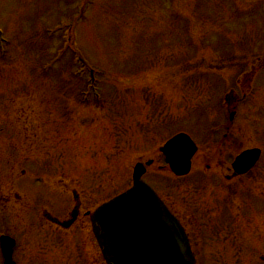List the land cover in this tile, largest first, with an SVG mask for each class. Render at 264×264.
I'll use <instances>...</instances> for the list:
<instances>
[{
    "label": "rangeland",
    "instance_id": "1",
    "mask_svg": "<svg viewBox=\"0 0 264 264\" xmlns=\"http://www.w3.org/2000/svg\"><path fill=\"white\" fill-rule=\"evenodd\" d=\"M89 1L1 2L0 236L16 239L21 264L32 244L59 256L50 244L72 236L91 251L88 218L55 221L77 199L92 211L127 190L153 160L145 180L198 264H264V0ZM91 69L99 82L87 88ZM180 132L199 148L183 178L159 151ZM253 148L260 161L235 177V157Z\"/></svg>",
    "mask_w": 264,
    "mask_h": 264
},
{
    "label": "water",
    "instance_id": "2",
    "mask_svg": "<svg viewBox=\"0 0 264 264\" xmlns=\"http://www.w3.org/2000/svg\"><path fill=\"white\" fill-rule=\"evenodd\" d=\"M161 152L172 172L188 175L197 152L184 134L171 139ZM254 149L240 155L233 168L238 175L250 171L260 158ZM147 165H150L147 164ZM146 168H134L132 189L102 205L92 216L94 233L107 264H196L188 238L179 222L142 177ZM5 264H12L14 240L2 237Z\"/></svg>",
    "mask_w": 264,
    "mask_h": 264
},
{
    "label": "flooded vegetation",
    "instance_id": "3",
    "mask_svg": "<svg viewBox=\"0 0 264 264\" xmlns=\"http://www.w3.org/2000/svg\"><path fill=\"white\" fill-rule=\"evenodd\" d=\"M81 203L78 200L77 203V208L73 209L67 218L63 219L62 221H58V219L55 221L56 224L59 225L60 228H64L65 230H69L74 228L78 223L79 225L83 224L85 221V218L89 219L88 213H90V210H86L85 212L82 211L83 209L81 208ZM80 227V226H79ZM83 229H81L82 231ZM229 230V229H228ZM91 235V243H89L88 247H90V244L92 246L91 251H86L84 250V242L81 240L78 242V240L71 241V239L64 240L63 242H60L58 244H50V249H55L58 253L59 256L54 255L53 257L51 256H42L40 253H42L43 245H40L41 243L38 244H32L30 252L32 253V257L30 260L31 264H101V252L99 245L96 240H94V237ZM84 239V237H83ZM80 243H82V250L78 251L77 247ZM49 246V245H48ZM70 247V248H68ZM58 248L60 250L58 251ZM72 248V251H70ZM70 251V252H69ZM38 254L39 256H42V259H37ZM14 260L16 264H21L18 262L16 259V253L14 255Z\"/></svg>",
    "mask_w": 264,
    "mask_h": 264
}]
</instances>
